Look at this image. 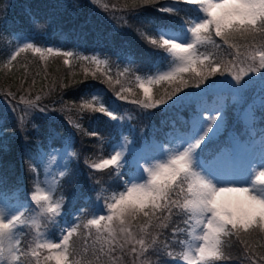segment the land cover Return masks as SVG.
<instances>
[{
    "label": "trees",
    "instance_id": "obj_1",
    "mask_svg": "<svg viewBox=\"0 0 264 264\" xmlns=\"http://www.w3.org/2000/svg\"><path fill=\"white\" fill-rule=\"evenodd\" d=\"M162 3L163 0H152L148 4L144 0H0V122L8 139L7 148H0V159L7 162L4 166L1 164L0 173L7 178L8 189L18 187L20 183L16 178L22 174L27 189L32 190L34 173L29 171V163L33 160L30 161L29 158L32 157V152H37L38 142L43 140L44 134L47 135L49 130L64 133L65 128L70 127L76 137L74 150L77 156L71 172L61 183L60 192L65 196L66 219L73 221L71 216L75 211L97 199L96 190L103 193L122 188L121 177L118 178L111 169L94 170L89 167L92 163H98L102 159L101 155H105L98 142L103 132L108 131L114 135V139L110 141L112 143L123 134V131L117 129V124L130 126L134 145L141 148L149 144L150 149L151 141L167 140L169 129L186 135L192 120L190 114L194 111L195 103L192 105L191 102L195 100L194 94L176 104L169 103L168 96L178 86L181 91L176 95L181 97L185 93L189 94L192 89L210 87L213 81L222 77L220 74L208 78L205 82L207 86L200 84L199 87L198 78L192 72L183 73L182 78L172 82L161 81L153 87L151 93L152 102L157 104L153 108L143 107L147 101L142 89L127 88L128 83L134 84L135 77L155 69L166 52L158 46H150L145 38L149 34L157 38V30L167 26V22L181 24L194 15V11L184 4L180 6L179 14L159 12L157 8ZM23 32L32 34L33 36L27 37L37 42L53 43L67 50L79 49L86 54L102 51L109 57V69L98 70L90 59H82L83 56L70 60L66 65L64 60L67 57L62 54L45 59L32 50L20 52L16 60L6 64L10 37ZM38 32L41 33L37 34ZM140 33H144L145 38ZM212 39L215 43L211 44L209 53L220 61L223 76L229 75L228 67H231V63H235L237 68H241L242 64L252 63L249 53L264 47V33H257L254 38L236 33L229 39V44L235 46L232 48L219 37L213 36ZM237 51L241 55L234 59ZM128 61L129 70L124 71ZM108 77H111L110 81ZM97 86L107 92L103 101L105 104L114 98L120 101L123 112L118 121L108 120L103 116L96 119L95 114L84 107V95L96 90ZM259 91L261 93L257 95ZM218 94V91L210 92V95ZM246 95V100L241 104L237 102L227 105L224 111L226 128L235 124L232 123L234 110L243 108L257 95L256 125L264 129V121L261 120L264 116V110H261L264 89L258 88L255 82L246 90ZM28 102L46 107L51 117L38 111H23L27 109ZM164 105L165 111L162 108ZM9 106L13 108L14 114L8 112ZM64 107L68 109V113H59ZM24 113H27L25 116L28 120L26 131L22 132L18 121ZM167 113L170 116L166 118ZM172 120L174 125L171 124ZM236 122H240L237 117ZM75 123L80 126L79 129ZM33 124L37 125L39 131L32 127ZM93 131L99 136H90L89 133ZM157 215L163 219L167 213ZM163 222L168 224L167 228L157 227L160 221L155 218L148 222L142 214L126 222L129 231L137 238L143 235L146 242L156 240L157 244L143 254L140 253L138 244H126L123 249L117 246L114 253L106 255L107 246L101 252L98 247L100 243L94 245L95 241L86 238V230L79 227L72 237L75 251L71 259L75 264H173L165 251H176L181 233H174L173 229H182L183 215H174ZM45 224L52 227L51 233L56 230V224L50 221H45ZM111 227L118 232L120 226L118 222H114ZM141 228H145V231L141 232ZM92 230H89V237L95 238ZM245 239L247 246L235 236L224 238V258L219 260L220 264H264V232L256 229ZM165 244L166 249L163 247ZM133 246L137 249L135 253L131 251Z\"/></svg>",
    "mask_w": 264,
    "mask_h": 264
},
{
    "label": "snow or ice",
    "instance_id": "obj_2",
    "mask_svg": "<svg viewBox=\"0 0 264 264\" xmlns=\"http://www.w3.org/2000/svg\"><path fill=\"white\" fill-rule=\"evenodd\" d=\"M144 2L148 4L152 0H144ZM181 3L194 5L195 10L202 13L199 18L184 20L182 27L190 34L189 39H182L174 32L163 30L158 32L159 39L150 34L145 38V34L140 33L150 46H158L166 50L178 61L175 71L161 76V80L171 81L182 73L192 72L198 78L197 87H199L200 84H205L211 76L224 75L220 62L217 61L215 64L209 62L206 65L205 61H208L209 57L201 56L198 51L200 45L215 43L212 39L213 33L230 48L235 47L229 44V39L236 33L253 38L257 33H264V0H176V5ZM176 5L159 6L157 10L167 14H179L181 9ZM28 49H32L41 57L46 54L73 56L72 52L61 53L58 49L34 47L29 43L15 51L10 60H16L20 52ZM240 55L241 53L237 51L234 59ZM249 55L252 63L247 69L237 68L235 63H231V67H228V74L237 86H243L246 82L245 78H250L251 73L259 72L264 76V50L255 51ZM82 59H91L97 65L98 70L102 63L95 55L91 58L85 56ZM64 64H69V60L65 59ZM93 76L95 77V73ZM108 80L110 81L111 77H108ZM140 87L147 101L143 107L157 106L152 102L150 87L145 86L144 83H141ZM180 91L181 88L178 86L168 96V100L176 104L189 95L188 93H185L184 97L176 95ZM84 107L90 109L92 113L105 114L112 121L119 119L110 108L102 104L97 108L91 103H86ZM261 110H264V101H262ZM23 111L45 113L48 110L46 107L28 102L27 109ZM204 113L205 110L201 109L194 115L188 125V132L181 140L180 147L168 150L169 154L166 159L163 158L162 153L161 156L144 160L143 164L137 161L136 169L131 170L132 174L129 176L124 174V169L127 167L125 152L129 150L127 144L114 146L108 158L89 165L94 170L111 169L118 178L124 177L121 180V190L114 192L104 203H99L98 198L100 211L88 219L84 225V227H95L98 234L102 229L108 232V238L104 241L107 244L106 255L114 253L117 246L123 249L126 244H138L140 253L143 254L148 248L157 244L155 239L146 242L143 235L137 238L133 232L129 231V225L126 222L140 214L147 218L148 222L154 218L160 221L157 225L160 228H167L168 224L163 221L174 215H184L185 224H188L189 220L194 221L190 227L194 230L198 229V234L194 235L198 243L194 246L189 245V249L184 252L183 260L186 264H214L215 261L224 258L222 251L224 238L235 236L247 246L245 239L247 235L256 229L264 232V149L261 150L258 163L255 158L241 161L234 157L230 167L218 166L215 163L216 159L226 153L227 149H221L209 159L205 155L207 150L203 146L223 135V129L226 128V121H224L226 113L219 108L207 115ZM261 120L264 121V116ZM18 126L22 132L26 131V121L23 118L18 121ZM32 127L37 128V125L33 124ZM76 127L79 129L80 126ZM37 130L39 131L38 128ZM89 135L99 136L95 131L90 132ZM57 138V134L49 130L46 140L52 142L49 145L50 149L59 154L61 149L54 147ZM62 154L69 163L77 156L66 139L62 145ZM48 156L49 152L40 148L34 154L35 159L42 162L46 161ZM29 159L31 161L33 158ZM152 160L160 162L153 166ZM63 167L67 169L68 163ZM29 171L34 174L38 171L34 162L29 163ZM64 175V171L59 173L60 177ZM52 179L53 183L48 184L46 189L37 186L36 190L31 193L29 201L24 202L20 207H16L0 196V264H16L20 256L24 254L20 249L19 229L27 226L31 219L25 216L31 202H34L39 207V212L47 216L53 224L56 223L55 218L61 216L62 202L54 200L51 195L56 187V177ZM2 183L0 179V184ZM181 197H183L182 200ZM164 212L167 215L161 219L157 213ZM114 222H118L120 226L118 232L111 227ZM144 231L145 228H141V232ZM180 231L184 229H173L174 233ZM75 233H77V225H70L61 230L60 238L54 242L38 232L35 247L30 246L35 264H41V250L45 249L51 253L45 258L46 261H55V264H71L70 256L75 251L72 237ZM97 239H100L99 235ZM163 247L166 249L167 245ZM100 251L104 252L103 246ZM131 251L134 253L137 251L135 246L131 248ZM112 258L115 259V257Z\"/></svg>",
    "mask_w": 264,
    "mask_h": 264
},
{
    "label": "rangeland",
    "instance_id": "obj_3",
    "mask_svg": "<svg viewBox=\"0 0 264 264\" xmlns=\"http://www.w3.org/2000/svg\"><path fill=\"white\" fill-rule=\"evenodd\" d=\"M162 6L164 5H176V0H164V2L161 4ZM178 6V5H176ZM202 15V13H200L199 15H197L196 17H190L191 18H199ZM179 23V22H176ZM176 23H172V22H167V26H163L160 27L157 31V39H159L158 36V32L160 30L166 31V32H174L178 35L181 36L182 39H189L190 38V34L187 33L184 29V27H182L183 24L178 25ZM47 29V28H45ZM41 32H38L37 34H40ZM28 35L33 36L32 34H30L29 32H23L22 34H14L10 37V50L8 52L7 58L5 63L6 64H11L12 61L10 60L11 55L17 51L19 48L23 47L25 44H33L34 47H40V48H47V47H43L40 46L38 44H34L29 38H27ZM214 36V33H213ZM212 36V37H213ZM53 49H58L60 50L61 53L62 52V47H59L58 45H53V46H49ZM212 47L211 44H203L198 46V51L199 54L201 56H205L206 53L209 54V48ZM28 50H32V49H28ZM260 50H264V47H262V49ZM73 53V52H72ZM38 54V53H37ZM76 54H80L79 52H76ZM40 55V54H39ZM52 54H46L43 58H49L51 57ZM63 55V54H62ZM95 55L97 56L102 63L99 66H105L108 62V57L104 56L102 53L96 51L94 54L91 55V57ZM41 56V55H40ZM207 56V55H206ZM209 60L205 61V64L207 65L209 62L214 63L215 61H218L216 59H214L212 56H208ZM71 60V59H70ZM166 64H164L163 66L157 68L156 70H154L153 72L147 73V75H141L138 76L137 78L134 79V84L128 83L127 88H141L140 84L144 83L145 86L150 87L151 91L150 94L153 90V87L157 84H159L161 81L160 77L165 75L168 72H174L175 68L178 64V61L175 59L174 56H172L169 53L167 62H165ZM130 64V62L128 61L125 64V70H128V65ZM249 64H251L250 62L246 63V64H242L241 68L247 69V67L249 66ZM183 74V73H182ZM182 74L178 75L174 80H177L179 78H182ZM210 78V77H209ZM260 80L259 81V87H262L264 89V76H262L259 72L257 73H251L250 74V78H245L246 82L243 83V86H237L235 85L234 81H232L230 75H225L222 76L220 78H218L215 83H212L210 87L207 88H196L195 92H196V98H200L203 96H206V93L209 92H215L218 91L220 94L212 96L211 98L208 99H203L201 102V109L205 110V115H207L209 112H214L215 109L219 108L222 112H224L226 106L230 103H237L239 102L241 104L242 101L246 100L247 95H246V90L250 88L251 83H253L256 80ZM174 80H167L168 82H172ZM149 81H151V84H149ZM142 89V88H141ZM143 90V89H142ZM261 92H257L256 94H260ZM195 94V93H193ZM105 95H107V92L104 88H101L99 86H97L96 90L94 91H90L88 93H86L84 95V104L86 103H91L94 107L99 108L101 106V104L107 108H110L114 114L116 116H118L119 113L123 112V106H121L120 101L117 98L111 99L108 101V104L105 105L103 103L104 99H105ZM191 95V94H190ZM93 97H95V99H93ZM165 104V103H164ZM8 109H10L8 112H10L11 114H14L12 111V107H8ZM120 109L122 111H120ZM240 107L238 108V110H234L233 115L234 119L232 121V123H236V117L238 115ZM91 112V110H90ZM28 113V112H27ZM21 114V118H23L24 121H27L28 119H26V114ZM58 113V109L57 112ZM59 113H68V109H66V107L62 108L61 111H59ZM48 114H50V112H45L44 115L47 117H51ZM95 117H100L103 116L105 114H101L99 112L94 113ZM64 115V114H63ZM94 117V118H95ZM120 119V118H119ZM245 120L249 123H252L256 120V114L253 110H248L246 111V116H245ZM224 121L225 117H224ZM77 123H75L76 125ZM77 126V125H76ZM117 129L119 130H123V135L115 140L112 143L107 144H103V149H104V153L105 155H101L102 159L104 158H108L109 154L111 153V150L114 146H119L121 144H125V142L128 145V151H126L127 153H130L131 151L135 152L134 156H135V160L140 161L141 164L144 163V160H147L151 157L154 156H161V154L163 153V158L166 159L167 155L169 154L168 150H175L177 148L180 147L181 144V140L183 139V137L181 138H177L178 142L176 145H172L169 147H163L162 151L160 154H149V155H145L142 154L141 152H139L138 150L140 148L136 147L134 145V143H132V128L130 126H125L124 124H117ZM65 128V127H64ZM77 128V127H76ZM95 128H98V126H96ZM66 131L64 133H59L54 131L58 138H57V144H54V147L57 149H61V152L58 154L57 152H53L49 145L52 143L50 141L46 140V137L49 135V133H47V135L44 134V138L43 140H40L39 142L42 143L43 147L42 150L49 152V156L47 158L46 161L42 162L39 159H35L34 154L32 152V160L33 162L37 165L38 171L35 173L37 175V177L35 178L34 176V189L33 191L36 190V187L39 186L41 189H46L48 184L53 183V177H56L55 180V190L51 193L52 197L54 200H61L62 202V213L60 217H56V230L51 233L52 227H48L45 224V221H50L52 222L47 216L41 214L39 212V207L36 206L34 204V202H31L30 207L28 208V210L25 212V216L30 217L31 219L29 220V223L27 224V226H23L19 229V232L21 233L20 235V240H21V244H20V249L21 251L24 253L23 255L20 256V260L18 262H16V264H35V259L32 257L31 255V247H35V240H36V236L37 233H43L45 238L51 239L54 242L58 241V239L61 236V230L62 229H66L67 227H69L70 225H77V229L79 227H82L83 230H86V238H90L92 241L94 242V245H96L98 242L100 243V245L98 244V247L101 248V246H107V244L104 243V241L108 238V236L106 235V233H108L107 231H104L103 229L101 230V233H97L95 227H84V225L87 223L88 219H91L93 217V215L97 212L100 211L99 209V205L94 209L93 213H89L88 215L86 214H82L81 212L75 211L73 213V215L71 217H73V221H67L66 219V214H65V200L63 198V195L59 194L60 190L62 189V181L63 179L68 176V174L71 172L72 168H73V161L75 158L72 159V161L69 163L68 159L66 157L63 156L62 154V145L66 139L67 143L70 144L72 146V151H74L76 153V151L74 150V143L76 140L75 134L74 132L71 130L70 127L65 128ZM226 129V128H224ZM223 129V130H224ZM227 129L230 130V128L227 127ZM101 130V128L99 129ZM254 131V134H256L255 129H252ZM4 130L2 129V125L0 123V148H7V137L3 134ZM42 135V134H41ZM261 136L263 137L262 139L259 138V136L256 135V137L254 138L253 142H249V143H241L238 141H235L237 139H234V142L232 143V145H227V146H220L218 148L221 149H227L226 153H223L220 157H218L215 161V163L220 166V167H230L233 163V158L237 157L239 158V160L243 161V160H247L249 158H255L257 160V163L259 162V158L261 156V150L264 149V132L261 134ZM125 137H127V140H125ZM238 136L236 135L235 138H237ZM220 138V137H219ZM59 139V140H58ZM108 146V147H107ZM167 148V149H166ZM219 150V151H220ZM125 152V155L127 154ZM217 152H214V154H216ZM213 154V155H214ZM55 156L56 158L53 159L52 157ZM127 156V155H126ZM133 156V158H134ZM212 156H209V159H211ZM0 162L2 163V166H4L7 162H3L0 159ZM160 162L159 160H152L151 163L154 166L156 163ZM68 163V168L65 169L63 167L64 164ZM127 164H128V160H127ZM1 166V165H0ZM1 166V167H2ZM0 167V168H1ZM134 168V169H133ZM132 169L135 170L136 167L134 166ZM61 171H64L65 175L63 177L59 176V173ZM0 179H2L3 183L0 184V196L6 198L8 200L9 203L15 205L16 207H20L24 202H26L22 197H24L23 194V190H24V186H14L12 187V189H8L7 188V183L8 181H6L5 179H7L3 174L0 173ZM17 182H21L22 180V174L17 176L16 178ZM9 184V183H8ZM32 191V192H33ZM31 192V193H32ZM95 192V191H94ZM92 192V193H94ZM96 194H97V199L99 198V203H101L103 200H107L108 198L105 199H101L102 193L96 190ZM30 195L28 196V198L30 199ZM29 201V200H28ZM27 201V202H28ZM186 219V218H185ZM183 219V221L185 220ZM194 224V221L189 220L188 224H185L184 222L182 223V229H184V231H180L181 235H179L180 237V241L177 244L176 247V251L173 252L172 254L174 255V257L172 258L173 261L176 264H186V262L183 260V254L185 251H187L189 249V245L194 246L196 243H198V241H196L194 239V235L198 234V229H192L190 227V225ZM90 229H93L92 231L95 232V238H91L89 237V231ZM99 235L100 239H97V236ZM182 236H184L183 238H181ZM24 240H26V242L24 243ZM181 241H185V243H181ZM193 251H194V247H193ZM48 255H51V253H49L46 249L45 250H41V255H40V261L41 264H55V261H46V257ZM70 261L71 264H75L70 256ZM218 261H215L214 264H218Z\"/></svg>",
    "mask_w": 264,
    "mask_h": 264
},
{
    "label": "bare ground",
    "instance_id": "obj_4",
    "mask_svg": "<svg viewBox=\"0 0 264 264\" xmlns=\"http://www.w3.org/2000/svg\"><path fill=\"white\" fill-rule=\"evenodd\" d=\"M121 56V54H119ZM114 139V135L110 134L108 131L103 132L101 135H100V138H99V144H100V147H103L104 145L103 144H108L110 141H112Z\"/></svg>",
    "mask_w": 264,
    "mask_h": 264
}]
</instances>
